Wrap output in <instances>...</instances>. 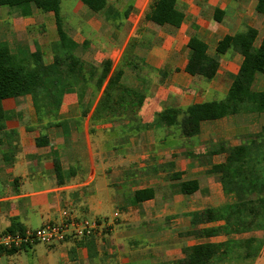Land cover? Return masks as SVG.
<instances>
[{"label": "crops", "instance_id": "obj_1", "mask_svg": "<svg viewBox=\"0 0 264 264\" xmlns=\"http://www.w3.org/2000/svg\"><path fill=\"white\" fill-rule=\"evenodd\" d=\"M125 1L108 0V3L117 10L115 14L129 11L130 20L136 0H128L133 5H124ZM194 1L178 0L177 10L184 15L181 25L163 27L180 30L178 36L168 35L165 42L159 38H150L147 43L142 38L136 41L133 32L139 23L137 18L124 44L112 50L113 70L123 69L125 81H131L133 86H137L136 75L124 66L132 45V55L144 61L155 75L160 72L167 75L165 67L175 63L177 54L183 59L169 76L166 95L152 90L148 86L151 80L146 78L147 94L137 116L149 126L129 141L123 140L131 125L129 119L110 122L94 117L99 97L90 112L83 114L78 96L67 95L58 117L51 121L38 119L30 96L3 100L0 236L9 233L13 226L25 231L60 223L65 212L79 219L115 222L100 237L2 251L0 264H187L188 254L195 246L264 236L255 232L198 238L194 233L204 226L193 228L190 217L193 212L235 202L233 195L224 193L220 176L212 168L223 163L227 151L241 145L243 137L261 131L264 114L242 111L204 122L200 134L193 138H185L175 126L155 122L156 114L168 107L185 108L227 96L243 56L233 49L223 56L216 55L224 37L254 28L258 31L256 46L264 39L261 29L264 15L256 10L257 0H249L248 8H244L245 0H196L193 4ZM217 9L225 13L221 23L214 20ZM28 10L29 14H25L20 7H0V43L6 44L18 62L27 67H32L37 51L50 64L53 46L59 41L56 16L34 5ZM60 14L66 33L79 46L102 31L101 16L92 14L81 0H64ZM66 14L70 16L68 19L64 17ZM191 19L194 33L185 38L181 34L188 29ZM114 20L125 21L120 17ZM114 20L109 19V24L118 25ZM195 35L209 46V55L219 61L220 69L211 81L185 72L190 57L188 43ZM215 38L211 53L209 41ZM85 61L93 63L94 58ZM259 91H264V83ZM164 98L170 104H163ZM170 163L174 168L167 166ZM175 173L181 174V178L171 179ZM188 181H197L199 188L184 195L181 186ZM147 189L153 191V198L136 203V192ZM210 264L227 263L216 258ZM229 264H264V246L259 257Z\"/></svg>", "mask_w": 264, "mask_h": 264}, {"label": "trees", "instance_id": "obj_2", "mask_svg": "<svg viewBox=\"0 0 264 264\" xmlns=\"http://www.w3.org/2000/svg\"><path fill=\"white\" fill-rule=\"evenodd\" d=\"M64 0H0L1 6L20 7L25 14L34 5L44 12L56 16L59 41L53 46V62L46 64L41 51L33 55L32 67L18 62L8 46L0 43V130L5 128V113L2 102L9 98L30 96L40 121H51L59 115L67 95L78 96L83 114L90 112L99 97L94 117L117 122L129 119L130 127L123 140L129 139L146 130L148 124L137 116L146 98V80L140 76L148 66L139 57L126 54L125 68L131 70L138 81L137 86L125 81L123 69L113 70L110 58L98 66L82 59L78 52L87 49L88 43L79 46L65 31L60 14ZM92 14L108 13V0H81ZM178 0H152L145 18L159 27L172 25L179 27L184 19L177 10ZM257 12L264 15V0H257ZM111 12V11H110ZM225 13L217 9L214 20L221 23ZM125 18L129 11L124 13ZM258 31L248 28L234 36L227 35L218 44L216 55L223 56L234 50L243 56V62L225 98L219 101L193 104L185 108L168 107L155 116L156 123L177 127L185 138H193L201 132L202 123L222 119L247 111L264 114V91L257 89L261 78L264 79V39L256 46ZM188 48L190 57L185 72L193 77L213 80L220 69L219 61L209 55V46L198 36H192ZM130 56V57H129ZM126 62V63H125ZM149 68V67H148ZM90 90V92H89ZM39 144V142H38ZM41 145V143H40ZM167 166L174 168V164ZM212 172L220 176L226 195H233L235 202L221 207H208L190 214L195 235L198 238H211L220 235L263 233L264 235V126L261 131L242 138L241 145L227 151L223 163L214 165ZM181 174L170 178L177 180ZM182 193L191 195L199 186L197 181L182 183ZM152 190L137 191L135 202L141 203L153 198ZM9 233L22 232L13 226ZM264 246V236L229 240L224 244H202L193 247L187 264H210L214 259L249 261L259 257ZM17 249L2 251L14 252Z\"/></svg>", "mask_w": 264, "mask_h": 264}, {"label": "rangeland", "instance_id": "obj_3", "mask_svg": "<svg viewBox=\"0 0 264 264\" xmlns=\"http://www.w3.org/2000/svg\"><path fill=\"white\" fill-rule=\"evenodd\" d=\"M132 1H128L126 0L125 4H132L130 3ZM152 0H136L135 1V5H134V10H133V14H131L130 20H128V17L125 18L124 13L122 14L118 13L115 14V12L117 11L110 3L109 4V8L110 11L108 13H102L99 14L101 16V18L103 19V26H102V31L101 33L94 37L91 41L89 40L88 42L86 41V43H88V47L87 49H81L78 52V55L86 60L88 57L89 58H94V64L95 65H99L104 59L110 58V55L112 54V50H114V48H118V46H122V44H124V42L126 41V39L128 38L130 32L132 31V28L134 26L135 21L137 20V18H139V23L137 28L134 30L133 32V37L134 39L137 41L138 39L142 38V41H144L145 43L150 41V38H152V40H156L157 38H159L160 41L165 42L166 39L165 37L172 36V37H176L179 35V31L180 30H175L172 28H168V27H159V26H154L153 24H151L150 22H148L145 18L146 14L149 12L150 10V5H151ZM196 0L194 1L193 4H196ZM250 4V1L248 0V2L245 0L244 8H248ZM124 7V6H123ZM126 6L123 8L125 9ZM63 11H64V5L62 7ZM254 9V6H252L251 10ZM139 16V17H137ZM65 19H68L70 16L68 14H66V16H64ZM121 18V21L125 20L123 23H120L119 20H114V18ZM109 19H113L116 23L118 22V25L115 24L114 22H112L111 24H109L110 22L108 21ZM128 20V21H127ZM108 21V22H107ZM120 23V24H119ZM188 29H184V31L182 32L181 35L188 37L189 35L194 33L193 30V26H192V19L188 20ZM190 25V26H189ZM262 26V31L264 33V21L261 23ZM174 30L175 34L172 35V31L170 30ZM84 37V36H83ZM85 38V37H84ZM155 38V39H154ZM93 42L94 45H91V43ZM216 42V38L212 39V41H209L210 44V52L213 53L214 52V44ZM132 49H128L127 54L128 55H132V50H133V45L131 46ZM129 56V57H130ZM177 56H180L179 54H177ZM175 57V63L170 65H167L165 67V72L167 75L162 74V72H160L159 74L155 75V73L152 71L151 68H145L144 71L141 72L140 76L144 77L145 80L150 79V83H149V87L152 88V90H154L155 92H162L163 94L165 92H167L166 87H168L170 85L171 82V77L170 74L173 73L174 71V66L180 65V63L182 62L183 59L179 58V57ZM115 58L116 60L119 58V53L115 54ZM126 63V62H125ZM126 71L131 72V74H133V72L129 69L126 68ZM138 76V75H136ZM131 82V81H129ZM132 83V82H131ZM264 83V79L261 78L257 84V89L259 90L260 85ZM136 84H138V81H136ZM225 84V83H223ZM166 95V94H164ZM162 101V100H161ZM163 104H170V101H167L166 98L163 99ZM164 105V106H166ZM235 263L237 262V260L235 259H228V260H223L224 263H231V262Z\"/></svg>", "mask_w": 264, "mask_h": 264}, {"label": "built area", "instance_id": "obj_4", "mask_svg": "<svg viewBox=\"0 0 264 264\" xmlns=\"http://www.w3.org/2000/svg\"><path fill=\"white\" fill-rule=\"evenodd\" d=\"M64 216V220L60 223H49L39 229L1 235L0 247L23 249L37 244L53 246L70 239L100 237L109 232L115 222L112 219H79L68 212H65ZM117 216L118 214L115 215Z\"/></svg>", "mask_w": 264, "mask_h": 264}]
</instances>
